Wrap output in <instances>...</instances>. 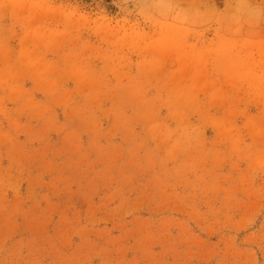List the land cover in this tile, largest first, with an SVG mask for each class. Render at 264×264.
<instances>
[{
    "label": "rangeland",
    "instance_id": "obj_1",
    "mask_svg": "<svg viewBox=\"0 0 264 264\" xmlns=\"http://www.w3.org/2000/svg\"><path fill=\"white\" fill-rule=\"evenodd\" d=\"M0 264H264V0H0Z\"/></svg>",
    "mask_w": 264,
    "mask_h": 264
}]
</instances>
